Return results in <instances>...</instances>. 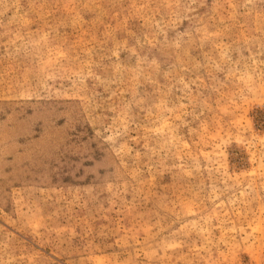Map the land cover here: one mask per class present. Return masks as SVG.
I'll return each mask as SVG.
<instances>
[{
	"label": "rangeland",
	"instance_id": "374dc122",
	"mask_svg": "<svg viewBox=\"0 0 264 264\" xmlns=\"http://www.w3.org/2000/svg\"><path fill=\"white\" fill-rule=\"evenodd\" d=\"M0 264H264V0H0Z\"/></svg>",
	"mask_w": 264,
	"mask_h": 264
}]
</instances>
